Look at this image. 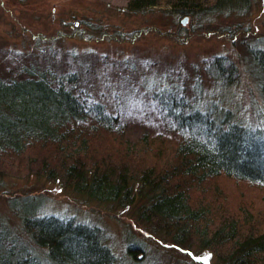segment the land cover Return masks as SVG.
I'll list each match as a JSON object with an SVG mask.
<instances>
[{
  "label": "trees",
  "instance_id": "trees-1",
  "mask_svg": "<svg viewBox=\"0 0 264 264\" xmlns=\"http://www.w3.org/2000/svg\"><path fill=\"white\" fill-rule=\"evenodd\" d=\"M247 2L127 0L124 9L136 14L165 3L177 19L200 21L239 12ZM249 51L256 63H264V49ZM53 59L32 60L20 77L0 75V175L14 168L5 160L24 161V172L36 183H56L78 202L128 211L174 247L208 252L211 264H264V228L254 227L245 212L240 216L216 206L220 199L213 204L200 198V189L221 174L264 186V79L252 97V121L245 125L214 119L194 99L190 107L184 95L163 89L156 97L161 124L178 131L179 138L171 141L168 132L134 143L121 119L82 89L86 72L52 73ZM225 61L215 57L211 68L220 82L229 83L236 78ZM99 139L104 147H96ZM17 196L9 206L19 216V230L0 226V264L116 263L97 228L42 212L41 194ZM135 243L126 245L131 262L142 252Z\"/></svg>",
  "mask_w": 264,
  "mask_h": 264
},
{
  "label": "rangeland",
  "instance_id": "rangeland-1",
  "mask_svg": "<svg viewBox=\"0 0 264 264\" xmlns=\"http://www.w3.org/2000/svg\"><path fill=\"white\" fill-rule=\"evenodd\" d=\"M126 2L0 0V75L20 77L24 65L50 57L52 73L80 68L88 76L82 89L121 119L125 136L134 143L143 136L168 134L156 103L163 89H174L190 107L196 102L224 123L252 121V97L262 87L264 63H256L249 50L264 49V0H248L239 12L200 21L186 18L185 23V18L167 12L165 3L130 14L124 9ZM215 57L226 60L224 66L235 80L220 82L211 68ZM177 132H169L171 141H177ZM94 143L104 147L102 139ZM5 161L14 168L0 175V226L11 232H18L19 216L11 211L9 200L41 194L46 199L42 212L97 228L116 256L115 264L215 263L212 255L194 246L189 252L174 247L138 224L128 211L75 201L58 184L28 177L26 162ZM200 191V198L213 204L220 199L216 206L240 216L245 212L254 219V227L263 230L264 186L221 174ZM129 242L142 248L135 262L125 251Z\"/></svg>",
  "mask_w": 264,
  "mask_h": 264
},
{
  "label": "water",
  "instance_id": "water-1",
  "mask_svg": "<svg viewBox=\"0 0 264 264\" xmlns=\"http://www.w3.org/2000/svg\"><path fill=\"white\" fill-rule=\"evenodd\" d=\"M187 21V19L185 18L184 20H182V23H185Z\"/></svg>",
  "mask_w": 264,
  "mask_h": 264
}]
</instances>
